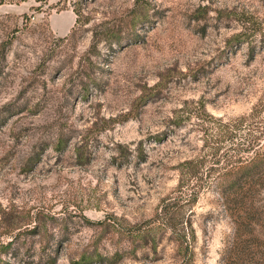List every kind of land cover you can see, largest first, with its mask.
I'll use <instances>...</instances> for the list:
<instances>
[{
    "label": "rangeland",
    "instance_id": "1",
    "mask_svg": "<svg viewBox=\"0 0 264 264\" xmlns=\"http://www.w3.org/2000/svg\"><path fill=\"white\" fill-rule=\"evenodd\" d=\"M255 20L264 0H0V264H182V241L192 264H264V167L251 194L216 188L264 153V114L216 153L196 110L237 124L263 98Z\"/></svg>",
    "mask_w": 264,
    "mask_h": 264
},
{
    "label": "trees",
    "instance_id": "2",
    "mask_svg": "<svg viewBox=\"0 0 264 264\" xmlns=\"http://www.w3.org/2000/svg\"><path fill=\"white\" fill-rule=\"evenodd\" d=\"M76 15L78 16V19L81 18L82 12L80 8L77 6L74 9ZM251 24L255 25L258 27L260 30H264V20H261L260 22L252 21ZM197 112L200 113V116L205 117L206 119L209 120V123H207L206 128H207V136L205 138V147H209L218 153L220 149H222L221 142H214V137L215 134L213 133H218V135H224L227 136L229 135L232 131H235L237 127L243 125L247 121L253 120L254 118L261 116L264 114V96L260 100L259 104L255 106V108L252 111V114L248 117H242L239 121L240 123L237 124H232L228 122H223L222 120H216L213 116L207 114L204 109V105L201 104L198 108H196ZM186 111H183L185 113ZM239 124V125H238ZM258 143V144H257ZM247 145L248 150H252V155L250 156V160L246 161L247 163L244 164L243 162V156L240 158H236L233 160V157H226L225 158V163L227 165H230L232 163H242V166L238 169L237 173L241 174L243 177H234L229 180H224L221 179L216 183V188L221 191H231L232 195H237V196H245L247 194H251L255 192L256 190V180L255 176H253L254 170L264 167V153L260 152L259 147L261 144H259L258 140L256 137L249 142L245 143V146ZM238 154H241V151L244 150V148H239ZM215 153V154H216ZM204 160L205 158L201 156V158L197 161L194 160H188L182 163L180 166V182H179V192L182 194L183 191H188L191 187H198L196 185L199 184L197 181L195 184L192 182L195 176L199 173V168L200 166L204 165ZM202 184H199V186ZM194 188L193 192L189 194V198H193L197 194V189ZM176 203H164L161 212L159 213L158 217L163 224H167L169 226H174V223L176 221H181L182 220V213L180 209H177L176 211L173 210V205ZM254 207L252 204L250 207L246 209V211L249 210H254ZM246 222V220H245ZM249 226H254L255 222H247ZM175 227V226H174ZM179 252L184 256V261L182 264H192V258L190 256V250H189V245L186 241H182L179 243L178 246ZM103 257L100 254H96L94 257L93 256H87L83 255L79 259V261L75 264H89L91 263L94 259L101 260Z\"/></svg>",
    "mask_w": 264,
    "mask_h": 264
}]
</instances>
